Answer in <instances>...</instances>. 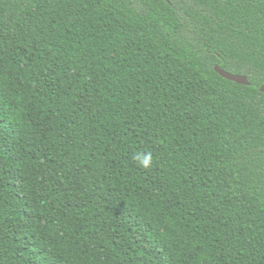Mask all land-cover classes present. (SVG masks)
I'll use <instances>...</instances> for the list:
<instances>
[{
  "label": "trees",
  "instance_id": "obj_1",
  "mask_svg": "<svg viewBox=\"0 0 264 264\" xmlns=\"http://www.w3.org/2000/svg\"><path fill=\"white\" fill-rule=\"evenodd\" d=\"M263 84L264 0H0V264H264Z\"/></svg>",
  "mask_w": 264,
  "mask_h": 264
},
{
  "label": "water",
  "instance_id": "obj_2",
  "mask_svg": "<svg viewBox=\"0 0 264 264\" xmlns=\"http://www.w3.org/2000/svg\"><path fill=\"white\" fill-rule=\"evenodd\" d=\"M214 69L222 77H224L228 80L234 81V82L239 83V84H245V85L249 84V80H248L246 75L230 73V72L226 71L225 69H223L222 67H220L218 64L215 65ZM259 90L264 92V84L260 86Z\"/></svg>",
  "mask_w": 264,
  "mask_h": 264
},
{
  "label": "clouds",
  "instance_id": "obj_3",
  "mask_svg": "<svg viewBox=\"0 0 264 264\" xmlns=\"http://www.w3.org/2000/svg\"><path fill=\"white\" fill-rule=\"evenodd\" d=\"M132 159L139 168L144 170L151 169L154 162V158L151 152H136L133 154Z\"/></svg>",
  "mask_w": 264,
  "mask_h": 264
}]
</instances>
